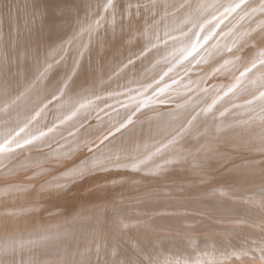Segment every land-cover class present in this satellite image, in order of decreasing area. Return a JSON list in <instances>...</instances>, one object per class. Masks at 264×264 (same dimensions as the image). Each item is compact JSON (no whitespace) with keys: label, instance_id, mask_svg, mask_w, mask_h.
Here are the masks:
<instances>
[{"label":"bare ground","instance_id":"1","mask_svg":"<svg viewBox=\"0 0 264 264\" xmlns=\"http://www.w3.org/2000/svg\"><path fill=\"white\" fill-rule=\"evenodd\" d=\"M6 1H10L11 6V0H0L8 7ZM18 1L17 5L20 7L23 4L24 10L23 7L20 11L17 5L18 9L13 6L20 14L24 11L27 16L29 14V18L32 15L39 17L40 11L36 9H41L47 19L41 15L44 17L41 19L45 21L42 24L41 20L40 23V38L37 39V33L34 32L35 37L32 34L28 40L30 31L27 27L35 17L32 21L30 18L27 23L28 17L25 16V19L23 13V20L16 17L17 13L12 6L14 11L3 9L6 6L0 7V92L5 90L7 84L12 83L7 77L12 76L10 73L16 75V80L14 76L11 77V80L14 78L16 81L10 85L11 88L13 85V88L26 85L22 75L29 73L30 68L33 69L31 66L36 59L39 62L38 55L47 61L44 66L49 68L47 64L51 59L47 58L56 59L61 52L58 51L56 55V49H51L59 48V43L63 42L61 40L69 36L70 42L67 39L63 43H70L73 50L77 46L81 47V44L83 48L87 43L93 48H89L90 51L97 50L101 42L109 46L106 51L99 47L105 52H110V48L114 47L115 50L111 49L114 50L112 58L115 55L118 60L113 58L114 63L111 65L120 64H116L121 67L118 68L121 69L118 75H123L117 77L123 79V83L116 84L120 82L119 78L117 82L110 80L118 72L117 67H111L110 71L115 69V73H112L114 77L109 76V71L107 74L110 78H106L112 82V85L109 84L111 87L100 79L99 82H106L107 85L101 84L102 87H99L95 81L97 88H93L95 85L90 87V78L96 79L98 73L100 78L106 71L108 64L104 67V60L113 62L109 61L111 52H108L110 57L103 52L106 56V59L103 56L104 60L97 58L99 61H96L94 58L89 61L92 54L89 55L91 58L86 56L90 52L88 48L85 46L88 52L81 48L85 53L84 57L81 49L77 48L76 54L79 52L83 59L88 58L89 63L93 60L98 62L96 64L99 67H94V62L90 66L85 61L89 65L86 67L78 63L83 60H77L75 63L81 65V71L75 75L73 72L78 73V68L74 67V62L70 61L73 65L65 63L74 68L71 72L68 67V71L79 80L76 85L70 84L69 90V87L65 89L63 85L68 79L61 83V77L54 76L59 80L55 83L56 79L51 77L54 78L53 86L52 81H49L50 77L49 80L45 79V71L46 75L43 77L45 81H49L47 84L51 82L52 85L48 84V87H53L52 91H55V85L59 86V97L56 95L58 103H54L53 96L57 90L55 94H51L54 97L52 104L49 100L53 97L48 99L50 94L45 97V92L40 93L43 91L42 86H38L41 89L38 97L42 98L46 106V109L40 107L41 110L45 109L43 114L38 107L42 102L35 98V105L39 104V109H34L37 113L33 111L30 118L26 115L28 122L22 120L26 123L21 124L15 121L17 124L10 117L4 119L0 116V125L4 122L12 125H5L6 128L0 126V258L5 261L13 255L14 260L18 258L21 264H264V0H173L176 2L175 8L173 2L171 8V2L168 5L163 0L166 7L160 2L162 0H158L162 7L157 2L159 7L156 12L154 10L157 5L153 4L155 0L149 1L151 8L148 3L145 8L140 9L139 0L138 4L135 3L137 0H133L134 4L127 0L130 3L124 6L130 8V5L136 4V10L132 9L134 11L131 13L135 15L141 11L138 12L139 15L136 14L133 18L132 14L129 17L125 13L128 9L120 8L117 15L124 11L121 13L124 18L118 16L120 19L116 20L114 26L109 27L110 24L107 26L109 29L105 27V30L102 25L110 19L106 15L108 9L105 5L112 10V2L106 4L100 0L101 4L103 2L100 7L104 8L101 10L95 3L96 0H93L98 6L96 9L100 11L96 10L94 20H90L89 24L84 23V19L87 14L90 18L93 9L82 10L81 7L89 8L92 1H85L88 3L86 6L83 5L84 0H79L78 4L74 0V8L71 3L73 0H42L38 4V0H30L32 5L27 6H35L34 11L38 13L31 8L30 10L37 15H31L29 8L28 11L27 8L25 10L23 0ZM127 1H124L125 4ZM120 3L123 6V1L120 0ZM78 5L80 10L79 7L76 9ZM86 9L90 13L83 15L84 24L81 26L87 28L84 26L86 23L91 25H88L91 28L88 31L91 32L89 34L85 30L84 34L87 35L83 37L78 29L84 28H78L75 23ZM5 10L9 15V11L15 14L7 18ZM148 10L151 13L147 14ZM114 13L113 16L116 14ZM64 14L69 17L65 18ZM105 15L108 17L106 20ZM38 17L35 20H39ZM115 17L110 20L117 18ZM37 22L34 21L40 25V20ZM34 23L29 27H32L31 31L34 29L37 32L39 29L36 25L33 28ZM74 27L79 31L76 40H80L81 36L85 41H76L80 42L77 46L73 43V37L71 43V36L77 37V34H73V31L70 35L68 33ZM111 37L115 43L110 47L108 42ZM31 40L35 44H29ZM94 40L96 43L97 40L100 42L96 48L91 46H95ZM66 46H62L63 49ZM121 47L124 51L119 53ZM39 49L46 51L43 54L39 52L40 55ZM68 49L67 46V51L62 56L71 54L72 49ZM49 50L56 57H48L49 53L46 52ZM102 50L100 53L103 55ZM94 54L96 53L93 52V56L97 55ZM60 55L61 53L57 62L65 60H59ZM67 58L66 61L72 59ZM122 58L124 62H121ZM42 62L33 63L37 65L33 67L40 68L45 64ZM99 62L102 63L101 66ZM56 64L50 67L55 75L58 64L62 63ZM53 67H56V71ZM44 68L42 67L43 70ZM36 69L39 73L38 68ZM36 69L32 70V75L37 72ZM63 69L62 67V71ZM86 73L89 74L83 76L87 78L82 80L81 75ZM63 74H66L65 70ZM107 74L105 72V76ZM78 75L82 77L81 79L79 76L81 80ZM25 76L30 77L27 73ZM72 76L70 81L75 80ZM21 77L24 78L21 82H24L18 85L20 82L17 83V80ZM28 80L29 78L27 82ZM32 80L29 81L31 85H38V81ZM36 84L35 87L32 86L33 89L36 88L33 92L37 90ZM67 84L69 82L66 86ZM107 86L111 89L110 92L115 89L113 93L118 94L115 99L112 93L106 92ZM45 87L44 84L43 88L46 89ZM11 88L7 90L13 91L11 93L16 98L12 96L17 99V88ZM22 88L25 94L29 89L32 91L30 86L26 88L28 90L24 86ZM19 89V93H24ZM47 91L49 92L48 88ZM67 91L69 93L64 94L67 96H63L62 93ZM11 93L8 92L7 96L10 97ZM27 94L26 98L31 96V92ZM108 94L107 100L112 97L118 102L116 106L114 100L105 102L104 95ZM3 95L0 99L5 104ZM32 97L37 96L32 94ZM13 98H8L7 103L15 100ZM26 100H29L27 103L31 101L30 98ZM26 100L23 102L24 107ZM46 100L52 105L49 106ZM16 101L14 102L18 105ZM112 103V108H106ZM0 105L2 107L3 103ZM35 105L31 104L30 107ZM7 106L6 104L4 108L3 105L1 110L10 107ZM47 106L54 107L48 110ZM3 110L1 114L5 112ZM17 110L16 114H20L21 109ZM27 111L29 110L23 111V114ZM8 112L10 111L6 115ZM11 113L9 115L12 117ZM54 115L57 117L54 118ZM17 116L13 119L18 118ZM20 117L26 119L25 116ZM9 118L13 121L11 124L8 122ZM1 120L5 121L1 123ZM47 121L50 123L47 124ZM113 150H116L115 157L121 155L117 160L114 158L109 161L106 154ZM18 170L22 174H17ZM129 192L136 193L133 195L134 203L128 197ZM125 193H128L127 196H124ZM137 193L142 194L137 197ZM155 194L175 197L170 198L173 208L170 206L172 209L166 211V208L164 212L162 208L165 209L169 204H164L161 208L159 203L153 202L158 206L154 208V204H151L154 209L150 210L149 200ZM137 198L145 201L149 199L146 201L149 202V210L147 207L144 209L143 206L147 204H142V200L138 201V207ZM128 199L133 207L137 203L138 208L135 209H142L130 213L132 205L129 207V203L121 204H125ZM129 218L136 222L129 224ZM137 220L143 224H136ZM132 229L135 233H132ZM90 245L95 248L94 251ZM148 259L150 262H146Z\"/></svg>","mask_w":264,"mask_h":264},{"label":"rangeland","instance_id":"2","mask_svg":"<svg viewBox=\"0 0 264 264\" xmlns=\"http://www.w3.org/2000/svg\"><path fill=\"white\" fill-rule=\"evenodd\" d=\"M8 1H9V0H8ZM11 1H12L11 6H12L14 9H15V7L18 9L19 5H17V3H16V1H18V0H15V3H16V4L13 2V0H11ZM20 1H21V0H20ZM20 1H18V2H20ZM23 1H24V2H22V1H21V2L26 4L25 10H26V8H27L26 11H28V8H29V11H31L30 14L32 13V14H34V15H37V14H35V13H33V12L40 11V14H39V15H40V16H39L40 18L38 17V15H37V16H33L32 14H31L32 17H30V18H31V21L34 19V17H35V19H36V17H38V19L40 20V22H39V24H40V23H41V20H43V19H41V18L43 17V16H41V15H44L45 13L42 14L43 12L41 11V9L37 10V9L35 8V6H33V8H31V6L29 5V7H28L27 5H28V4H31L32 1H31V2H29L30 0H28V1H26V2H25V0H23ZM34 1H36V0H34ZM39 1L41 2L42 0H38V1H36L37 4L40 3ZM43 1H44V0H43ZM80 1H81V0H80ZM80 1H79V0H78V1L76 0L77 4H78V2L80 3ZM82 1H83V0H82ZM85 1H87V2L90 1V3H91V1H92L91 6H90V4H89V8H88V7H85V6L82 8L81 5L79 4L80 7H81V9H82V10H85L84 8H87L88 10H91L90 8H92L93 10H95V13H93V10H91L93 15L90 14V18H91V19H90V18H88L89 16H88V14L86 13V12H88L87 9H86L87 11L82 12L83 14H80L81 17L78 18V19L76 20V22H77V21H78V22L75 23V26H77L78 28H79V27H82L83 24H84L85 22H88V23L90 24V23L92 22V20H94V15L96 14V10L100 11V9H96V6H97V5L99 6V8H102L101 10L104 9L103 7H100V6L103 4V2H102V4H101V1H102V0H101V1L99 0L100 3H97L98 1L96 0L97 2L95 1V3H96L97 5H95V3H94L93 0H84L83 5L86 4V6H88L87 4H88L89 2H88V3H85ZM103 1H104L105 3L108 2L109 4H110V2H112V5L110 4V6L112 7V10H110V8H108L109 6L105 5V8L107 7L106 9H108V10H106V11H108V13L106 12V13H107L106 15H108V17H109L110 19H111L112 17H114V16L117 17V18L115 17L116 19L113 18L112 21H111L110 19H107L108 17L105 15V16H106V17H105V20H106V19H107V20L104 21V23H103V25H102V26H104V27H103V28H104L103 30H105V27H106V29H109V28H107V26H109L110 24H111V25H110L109 27L114 26L116 20H117V19H120L119 17L122 18L123 14L121 15V13H122V12L124 13V11H122V12H121L120 14H118V15H117V13H119L120 10H121L123 7H124V8H123L124 10H125V8H127L128 11H129V13H128V11H126L125 13H126V14H129V17H132V14H133V13H131V12L134 11V10H136L134 7H136L135 5L138 4V0H137V1L135 2L136 4H135V5H130L131 7L129 8L128 6L125 7L124 5H129L130 1H131V3L134 4V1H135V0H134V1H133V0H130V1H127V0H121V1H123V6H122V4L120 3V0H119V1L116 0V1H118V2L120 3V5H119L118 2L116 3L115 0H114V2H113V1H108V0H103ZM124 1H127V2H126L127 4H125ZM132 1H133V2H132ZM141 1H142V2L140 3V0H139V4H138V6H140V4H141V7H138V6H137L138 9H140V8H145V5H147L148 3H149V4H148V5H149V8H151V4H150L149 1H152V2H153V0H148V1L146 0V1H144V2H146V3L143 4V6H142V3H144V2H143V0H141ZM155 1H156L155 3H157V2L159 3L160 0H159V1H158V0H155ZM164 1H165V2L167 1L168 5H170L172 2L174 3L173 0H172V1H171V0H170V1H168V0H164ZM6 2H7V1H6ZM36 2H33V4H34V3L36 4ZM69 2H70V1H69ZM76 2H75L74 0H73V2H71V3H73L74 8H75V4H74V3H76ZM128 2H129V3H128ZM160 2L163 3V4L161 3L163 6H166V7H167V5H165V2H163V0L160 1ZM170 2H171V3H170ZM2 3H3V2H0L1 5H2ZM7 3H8V5H9L10 1L7 2ZM13 3H14V4H13ZM93 3H94V5H95L94 8H93V6H92ZM155 3L153 2V4H154L155 6H156V5H157V6L155 7L154 12H156L157 8L159 7V6H158V3H157V4H155ZM173 3H172V5H170V6H172L171 8H173ZM175 3H176V2H175ZM175 3H174V8H175ZM20 4H21V3H20ZM37 4H36V5H37ZM81 4H82V2H81ZM106 4H107V3H106ZM109 4H108V5H109ZM159 4H160V3H159ZM161 4H160V5H161ZM6 5H7V4L4 2L3 5L0 6V7L6 6ZM13 5H14V6L17 5L18 7H17V6L14 7ZM22 5H23V4H22ZM22 5H20V7H19L18 10H20L21 7L24 6V5H23V6H22ZM31 5H32V4H31ZM79 5L77 6L76 9H78ZM83 5H82V6H83ZM114 5H115V6L118 5L119 8H118V6H116V8H115ZM162 5H161V7H162ZM11 6H10V5L8 6L9 9H8L7 6L4 7L3 9L6 8V10H11V9H12ZM98 6H97V8H98ZM113 6H114V8H115L116 10L113 8ZM10 7H11V8H10ZM80 7H79V10H80ZM132 7H133V8H132ZM147 7H148V6H146V9H148ZM30 8L33 10V12H32V10H30ZM34 8L36 9V11H34ZM120 8H121V9H120ZM0 9H1V8H0ZM17 9H15V11L12 9V11H14L15 13H17V14H16V15H17L16 17L21 18V19L23 20V17L26 16V17H28V18H27L28 20L26 19V17H25V19H26V21H27V23H28V22H29V19H30V18H29V14H28V16H27L26 13H24V11H23L22 13H23L24 16L22 15V16H23V17H22V16H21L22 13L20 14V13L17 11ZM123 9H122V10H123ZM132 9H134V10H132ZM152 9H153V6H152ZM6 10H5V15L8 13V12H6ZM23 10H24V7H23ZM62 10H63V9H62ZM130 10H131V11H130ZM149 10H150V9H149ZM149 10L147 11V14H148V12L151 13ZM2 11H4V10H2ZM12 11H9V12L11 13L10 15H9V14H7L8 16L6 15L7 18H9V16H11L12 14H15V13H12ZM20 11H22V10H20ZM26 11H25V12H26ZM112 11H113V13H114V12L116 13V14L114 13V14H115L114 16H113V13H111ZM118 11H119V12H118ZM151 11H153V10H151ZM41 12H42V13H41ZM138 12H139V11H138ZM138 12H137L136 14L139 15V13H140L141 11H140L139 13H138ZM145 12H146V11H145ZM154 12H153V14H154ZM18 13L20 14V17H19V14H18ZM27 13H28V12H27ZM36 13H38V12H36ZM85 13L87 14L88 17L85 16L86 19H84V23H83V18H84L83 15H86ZM88 13H90V12H88ZM130 13H131V14H130ZM110 14H112L111 17L109 16ZM136 14H135V15L133 14V18H134V16H136ZM31 15H30V16H31ZM61 15H63V14H60V16H61ZM120 15H121V16H120ZM124 15H125V14H124ZM130 15H131V16H130ZM13 16H14V15H13ZM66 16H67V14H64V17H65V18H68V17H69V15H68V17H66ZM82 16H83V17H82ZM91 16H92V17H91ZM118 16H119V17H118ZM127 16H128V15H127ZM44 17H45V20H46V19H47V15H44ZM44 17H43V18H44ZM62 17H63V16H62ZM64 17H63V18H64ZM129 17H128V18H129ZM92 18H93V19H92ZM123 18H124V17H123ZM123 18H122V19H123ZM125 18H127L126 15H125ZM14 19H15V18H14ZM25 19H24V20H25ZM35 19H34L35 23H38L37 21H39V20H35ZM79 19H82V21H80ZM87 19H89V20L87 21ZM122 19H121V21H122ZM10 20H11V19H10ZM10 20H9V21H10ZM12 20H13V19H12ZM45 20L42 21V24L44 23ZM90 20H91V22H89ZM113 20H115V21H113ZM26 21H25V22L23 21V22L27 25ZM34 21H33V22H30L29 25H32L31 23H34ZM108 21H109V22H108ZM118 21H120V20H118ZM118 21H117V22H118ZM94 22H95V21H94ZM105 22H106V23H105ZM110 22H111V23H110ZM24 23H23V24H24ZM35 23H34V25H33V28H35V27L38 26L37 29L40 30L42 24L37 25V24H35ZM81 23H82V24H81ZM108 23H109V24H108ZM112 23H113V24H112ZM25 24H24V25H25ZM89 24H88V25H89ZM101 24H102V23H101ZM104 24H105L106 26H105ZM4 25H5V21L3 22V25H2V26L4 27ZM24 25H23V27H24L26 30H27V28H28V31H30V34H29V32H27V33L29 34V35L27 34V35H28V40H29V38L31 39V37H29V36L32 35V34H33V37H35V35H36V36H37V37H36L37 39L40 38L38 32H41V30H40V31L38 30V31L36 32V30L32 29L33 31H31V30H30V27H31V26L29 27V25H28V27L26 28ZM35 25H36V26H35ZM81 25H82V26H81ZM88 25H87V23H86L84 26H87V28L82 27V28H84V29H82V30H84L83 33H82V30H80V29H78V28L76 27V28L81 32V33H80V35L82 34L81 36H83V37L86 36L87 34H84V33H85V30L87 31L86 33H88V32H89L88 30L91 29V28L89 27V26H91V25H89V26H88ZM34 26H35V27H34ZM39 26H40V28H39ZM92 27H93V28L95 27V26H94V23H92ZM31 28H32V27H31ZM76 28H75V27H74V29L71 28V29H70L71 31L68 32L69 35H70V33H72V31H73V34H75V33L77 34V37H75L76 35L71 34V35H73V36H71V43H72V41H73L74 38H75V39H74L73 43H76V41H80V40L83 39L81 36H79V37H80V40H76V39H78V33H79V31H77ZM88 28H89V29H88ZM1 29H3V28H1ZM110 30H112V29H110ZM74 31H77V32H74ZM31 32H32V33H31ZM34 32L37 33V34L34 35ZM90 32H91V30H90ZM90 32H89V34H90ZM68 33H67V34H68ZM108 33H111V31H109ZM83 34H84V35H83ZM109 35H110V34H109ZM72 37H73V39H72ZM108 37H110V36H108ZM112 37H114V36H112ZM112 37H111L110 41H114V42H113V43H112V42L110 43V41L108 42V45H110V47H111L112 44L115 43V40H112ZM81 38H82V39H81ZM32 39H33V38H32ZM67 39H69L68 42H70V36H69V38H66V39L61 40V41L66 42ZM33 40L35 41V43L37 42L36 39H33ZM84 40H85V39H84ZM31 41H32V40H31ZM31 41H29V44H30V43H32V44L34 43V41H32V42H31ZM39 41H40V40H39ZM82 41H83V40H82ZM82 41H80V42H82ZM57 42H58V41H57ZM63 42L59 43V48H62L61 50H59V48H52L51 50H53V49L55 50V49H56V51H55V54H56V55H57V52H58V51H59V52L61 51V52H60L61 55H60V59H59V60H61V59H63V58H65V60H64V59L62 60L64 63H63L62 61H59V62H61L62 64L67 63V65H71V64L74 62V64H75L74 67H75L76 69H77V68L79 69V68L81 67L82 64H83L84 66H86V67L89 66V65H90V66H93L94 64H95L94 67H95V66H96V67H99V66H97L98 62H96V61H97L98 59H99V60H102V59L104 60V58L106 57V56H104V55H105L106 53H107L106 55L109 56V54H108L109 51L107 50V52H105L107 48L109 49V46H107V44H105V43H104L105 45H103L102 42H101V43L99 42V43H100V44H99V43H98V40H97V43H96V40H94V42H95L96 44H95V46H94L93 44H91V46H93L94 48H96L97 44H99V45H100L99 47H100V48H101V47H102V48H105V51H103L104 49H103V50H102V49H99V47L97 46V50H96V49H94V50L97 51V52L99 51L98 53L92 50L94 53L97 54V55L94 54V55L97 56V57H96V56H93V52L90 51L91 49H89V48H92V47H89L90 45H88V43H87V44H84V45L86 46V48H88L87 50H89L90 52H92V53H90V52H89V53H86V54H87L86 56H88V58H91V56H89V55L92 54V58L89 59V61L92 60V59H94V58H95L94 60H96V61L93 60L92 63H89V62H88V58L83 59L84 54H85L84 52H88V51H86L85 46H83V48H84V49H83V48H82V44H81V47H78V46H77V44L80 43V42H77V43L75 44V45L77 46V48H80V49L82 48L83 50H85L84 52H83L82 49H81L82 51L80 50V52H82L81 54L84 53V54H83V57H82V55H80V56L82 57V59H81V57L79 56L80 53L78 52V54H76V52L78 51L77 48H74L75 50L77 49L76 52H75V50H73V48H70V43L67 44L68 42H67V43H63ZM84 42H85V41H83V43H84ZM35 43H34V44H35ZM52 43H53V42H52ZM92 43H93V42H92ZM109 43H110V44H109ZM53 44H54V43H53ZM55 44H56V43H55ZM55 44H54V45H55ZM60 44H67V46H68V48H69L68 50H71V49H72V51L75 52L74 54H76V56H74V58H73V55H74V54H73V52L71 51V54L69 53V56H68V55H67V56H66V55H63V56H64V57H63L62 54H65V51H67V46H66V45H62V46H66V47H64V49H63V47H62ZM89 44H90V43H89ZM48 45H52V44H48ZM73 45H74V44H73ZM75 45H74V46H75ZM78 45H79V44H78ZM40 46H41V45H40ZM43 46H44V45H42V47H43ZM71 46H72V44H71ZM74 46H72V47H74ZM76 46H75V47H76ZM103 46H104V47H103ZM49 47H50V46H49ZM55 47H57V45H55ZM112 47H113V46H112ZM122 47H123V46H122ZM122 47L120 48L121 50H119V53H120V51H122V50L125 48V47H123V49H122ZM39 48H40V47H39ZM45 48H48V47L45 46ZM65 48H66V49H65ZM92 49H93V48H92ZM111 49H114V47H113V48H110V52H111L110 56H111V57H110V56H109V57H110V59H112V60L109 59V61H113V58H114V59L116 58L115 55H114V57L112 58V53H113L112 51H114L115 49H114V50H111ZM54 50H53V51H54ZM62 50H64V51H62ZM101 50H102V53L105 52V54L103 53V55H102V54L100 53ZM45 51H46V50L43 51V49L40 51V49H39L38 54H40L39 52H41V53L43 52V53H44ZM123 51H124V50H123ZM51 52H52V51H51ZM51 52H50V50L47 51L46 54L49 53V55H47V56L50 57L51 55H53V57H56V55L54 56V52H53V53H51ZM59 52H58V53H59ZM63 52H64V53H63ZM68 52H70V51H68ZM110 52H109V53H110ZM43 53H42V54H43ZM50 53H51V54H50ZM60 53H59V54H60ZM66 53H67V52H66ZM99 53H100V54H99ZM35 54H36V53H35ZM38 54H37V55H38ZM59 54L57 55V58L59 57ZM67 54H68V53H67ZM113 54H114V53H113ZM40 55H41V54H40ZM70 55H72V56H70ZM98 55H99V56H98ZM78 56H79V57H78ZM86 56H85V57H86ZM101 56H102V57H101ZM103 56H104V58H103ZM108 56H107V57H108ZM67 57H68L69 59H71V58H72V59H71V60H67V61H68V62H67V61H66V58H67ZM70 57H71V58H70ZM76 57H77V58H76ZM100 57H101V58H100ZM109 57H108V58H109ZM126 57H128V55L125 56V58H126ZM37 58L39 59V60H38L39 62L37 63V59H36V61L33 62V63H35V64H39V63L42 62V61H43L44 63H45V62L47 63V61H45V60H44L42 57H40L39 55H38ZM41 58H42L43 60H42ZM57 58H56V59H55V58H53V59H52V58H47V60H48V59H51V60H48V63H49V64H47V65L49 66V68H50V67L52 68V65L54 66V63H55V64H56V63H57V64L59 63V62H57V61H58ZM68 58H67V59H68ZM79 58H80V59H79ZM97 58H98V59H97ZM105 59H106V58H105ZM122 59H123V58H122ZM41 60H42V61H41ZM53 60H54V61H53ZM72 60H73V61H72ZM74 60H76V61H74ZM77 60H78V61H80V60L82 61V60H83L82 62H78V63H80V64L82 63V64L80 65V64H78V63H75V62H77ZM99 60H98V61H99ZM115 60H118V59L116 58ZM125 60H126V59H125ZM50 61H51V62L53 61V62L51 63ZM70 61H71L72 63H71ZM85 61H86L87 63H89V65H88ZM104 61H106L105 64H104V67H105V65L108 64V65H107L108 67L105 68L106 71L104 70V74L102 75V76H104V79H103L102 76H100V78H99V73L96 74V76H97L96 79H97V78H98V79L96 80V79H93V78L91 79V78H90V82H89V83H90V87L93 86V85H95V84H94L95 81H97V82H95V83H96V85L99 86V87H100V86L102 87V85L106 86L107 84H108L109 87H111V86H110V85H112V84H111V83H112L111 81H114V80H115V81H116V80L118 81V78H119L120 82L118 81L119 84H118V83H116V84H117V85H120V83H121V84L123 83V79L121 80L120 77H117V76H121V75H123V74L118 75L119 73H121V72H119V70L121 71V69H118V68H121V67H117V65H118L119 63H116V62H115L117 65H116V64L111 65L112 63H114V61H113V62H109V63L107 62L108 60H104ZM43 62H42V64H43ZM84 62H85V63H84ZM93 62H94V64H93ZM101 62H103V61H101ZM101 62H99V65H100V66L102 65ZM121 62H124V59H123ZM33 63H32V66H31V67L33 68L32 70L35 71V69L38 68L39 73H38V71H37V69H36L37 72H35V74L32 75L34 72H33V71L31 70V68H30V72H29V73L26 72L27 75H28V74L30 75V77H29V76L26 77V76H25L26 73H23L24 75L21 74L22 76H24L25 79H24L23 77H21L19 81L17 80V83L20 82V83H18V85H19V84H21L22 82L25 81L24 83H25L26 85L21 84V85H19V86H21V87H18V86L15 87V88H17V90H16L15 88H13L15 85L12 86L13 89H12L11 86H10V85L16 80V75L14 76V73H10V72H9L10 74H12V76L15 77V80H13L14 78L11 80V77H12V76H11V77H10V76H7V77L9 78V81L12 82V83L8 82V83H10V84H9V85L7 84L8 88H7V86H6V88L9 89V87H10L11 90H14V89H15V90L17 91V93H18L16 96L18 97V95H19V97H18L17 99H15V98H16V97H15V94L11 93V92H13V91L10 92V91H8V90L4 87V89H5L6 91H8L9 93H11V94H10V97H9V96H7V95H8V92H6L5 90H4V91L2 90V91L4 92V93H3L4 95L2 94V91L0 92L1 95H3V98H4L3 100H6V101H5L6 103L4 104V102H1V99H2V98H1V99H0V104L3 103L4 108H6V107H5L6 104L8 105L7 107L10 106V107L8 108L9 110H8V109H4V110L2 109L3 111H5V112L2 113L3 116H2V114H1V112H2L1 108H3V105H2V107H0V116H1L2 118L6 119V118L10 117V118H12V120L14 121V123H17V124H18V122H15V121H19L21 124H22V122H23V123L28 122V117H29V115H30V116L33 115L34 112L37 113L36 110L34 111V109H36L37 106H38L39 104H37V106L35 105V102L37 103V101H35V98H36L37 100H39V102H42V104H40L38 107H39V108H40V107H42V108L45 107V109H46V106L44 105V101L42 100V98H39V97H38V96H40L39 92L41 91V89H43V91H41L40 93H42V92L44 93V92H45V97H48V96H49L48 99H49V98L51 99V97L55 96V99H54V97H53L52 100H49V101H51L50 103H52L53 99L55 100V102L53 101L55 104L58 103V101H57V100H58V99H57V96H58L59 93H60V92L58 91V90H59V86H58L57 84L55 85V87L58 89V90L55 89V91L57 90V92H56V94H55V91H52V90H54V89H52L53 87H51V86H52V85H51V82H50V84L48 83V84L51 85V86L48 87V84H47V81H48L51 77H54V76H60V77L62 78L61 75L63 74V72H64V70H65V73H66V74H63V78L61 79L60 77H58V79L60 78V81L57 80V77H56V78L54 77V78L56 79V80H54V81H56L55 83H57V81L63 83V82H64L63 80H65V79H68V80H69V78L71 79L70 76H72L73 73L76 75V74H79V73H80L79 71H81L80 69H79V70L77 69V71H78V73H77V72H75V71L73 70V69H74L73 67H72L73 69L70 68L71 66H67L66 64H65V65L58 64V65H59V68H57V69H58L57 71H58L59 73H61V74H58V72L55 70L56 67H55V68L53 67V69H54V70L56 71V73L58 74V75H57V74L55 75V72H54L51 68H50V69H51L54 73H52L51 70H50L47 66H44V65H46V63L43 64V66H41V64H40V66H41V67H40L41 70H40L39 66L36 67V68L33 67V65H35V64H33ZM69 63H71V64H69ZM96 63H97V64H96ZM103 63H104V62H103ZM50 64H51V66H50ZM57 64H56V65H57ZM77 64H78V65H77ZM85 64H86V65H85ZM56 65H55V66H56ZM60 65H61V66H60ZM72 65H73V64H72ZM76 65H77V67H76ZM115 65H116V66H115ZM35 66H37V65H35ZM64 66H66V67H64ZM79 66H80V67H79ZM109 66H110V67H109ZM118 66H120V64H119ZM42 67H43V68H44V67H47V69H49V71H48L46 68H44L45 70H43ZM62 67L64 68L63 71H62ZM68 67L70 68V70H69ZM82 67H83V66H82ZM111 67H114V68L117 67L118 70L115 68L116 71H118V72L116 73V75H115L116 77H114V76L112 75L113 72L115 73V71H114L115 69L112 68V69H113V72H112V70L110 71ZM34 68H35V69H34ZM65 68H66V69H65ZM67 68H68V69H67ZM83 68H85V67H83ZM83 68H81V69H83ZM89 68H90V67H89ZM76 69H75V70H76ZM90 69H91V68H90ZM25 70H26V69H25ZM68 70H69V71L72 70L71 72H73V71H74V72L71 73V72H69ZM40 71H42V72H40ZM45 71H47V73H46ZM60 71H61V72H60ZM67 71H68V73H67ZM107 71H108V72H107ZM109 71L111 72V74L109 73ZM24 72H25V71H24ZM49 72L52 73V74H50ZM105 72H106V74L109 73V76L111 75V76H113V77L116 78V79H114V78L111 77L112 79H110L111 81L109 82V80L106 79V78L109 77V76H108V74H107V76H105ZM42 73H43V74H42ZM45 73H46L47 75H46ZM48 73H49L50 75H49ZM69 73H70L71 75H70ZM37 74H38V75H37ZM39 74H40V75H39ZM53 74H54V75H53ZM67 74H69V75H67ZM74 74H73V76H72V77H74V79H75L74 81H73V80H72V81H70V80H69V81H68V80H65V81L69 82V84H67L68 86H66V83H67V82H64L63 85L66 86V87L64 86L65 89L68 88L70 84H71V85H72V84L76 85V82H79V80H76L77 76H75ZM88 74H89V73L82 74L81 76L83 77V79H82V77H81L80 75H78V77L80 76L81 79L84 80V79H86L87 77L85 78L83 75H88ZM101 74H102V72L100 73V75H101ZM45 75H46V78L43 77V76H45ZM48 75H49V76H48ZM52 75H53V76H52ZM42 77H43V78H42ZM48 77H50V78H48ZM67 77H68V78H67ZM80 77H79L78 79H80ZM101 77H102V78H101ZM22 78L24 79V81L22 80V82H21V79H22ZM28 78H29L28 82H29L30 80H32V78L35 79L36 81H38L39 83L41 82L40 85H39V83H38V85L35 83L36 86H37V90H36V91L33 92V90H35L36 88L33 89V87H32V86L35 87V84H34V85H33V84L31 85L30 82H29L30 85L28 84V82H27V79H28ZM44 78H45V79L48 78V80L45 81ZM54 78H51L49 81H52V83H53V82H54V81H53ZM109 78H110V77H109ZM39 79H40V80H39ZM43 79H44V80H43ZM72 79H73V78H72ZM81 79H80V80H81ZM99 79H100V81L102 80V82H104L103 80H105V81L107 82V84H106V82H105L104 84H103L102 82H99V81H98ZM87 80H88V79H87ZM91 80H92V81L94 80V81L91 82ZM42 81H43V82H42ZM49 81H48V82H49ZM117 81H116V82H117ZM31 82L33 83L34 80H32ZM72 82H75V83H72ZM98 82H99L100 84H99ZM14 83H16V81H15ZM14 83H13V84H14ZM55 83H53V86H54ZM27 84L30 86V88H31V90H32V91H30V89H29L28 92H31V96H29V97L27 96V98H30V100H31V101H30L31 104H33V105L36 106V107L33 106V108H32V106L30 107V105H31L30 102L27 103V101H29V100H26L27 98H26L25 95H26L28 92H26V94H25V92H24V90H23V88H22V87L24 86V89H25V90H28V89H26V88L29 87ZM41 84H43V85H41ZM44 84H45V86L49 89V92L47 91V88H46V87H45L46 89L43 88V87H44ZM101 84H102V85H101ZM105 84H106V85H105ZM109 84H110V85H109ZM16 85H17V84H16ZM22 85H23V86H22ZM60 85H61V84H60ZM96 85L93 86L94 89L97 88ZM113 85H114L115 87H117V86L115 85V82H113ZM38 86H40V88H41V86H42V88H41V89H38V88H39ZM108 86L106 87V89H107L106 92H108L109 90L111 91V89H109ZM114 86H112V88H113ZM55 87H54V88H55ZM115 87H114V88H115ZM19 88H21V89H19ZM18 89L20 90V92H21V90H22L24 93H22V92H21L22 94L19 93V92H18ZM69 89H70V87H69L67 90H69ZM103 89H104V87H103ZM106 89H105V90H106ZM44 90H46V91H44ZM114 90H115V89H112V92H110V91H109V92L112 93L111 95H112V97H114V99H115V96H118V94H117V93L114 94V93H115ZM38 91H39V92H38ZM50 91H51V92H50ZM14 92H15V91H14ZM35 92H36V94H35ZM37 92H38V93H37ZM53 92H54V93H53ZM109 92H108V93H109ZM113 92H114V93H113ZM52 93L55 94V95H53ZM57 93H58V95H57ZM68 93H69V92L67 91V93L64 92V93H62V94H63V96H67V95H64V94H68ZM185 93H186V92H185ZM20 94H21V95L25 94V95H23L24 97L21 98V95H20ZM32 94L35 95V96H37L38 98H37V97H32ZM46 94H47V95H48V94H50V95L52 94L53 96H52V95H51V96H50V95L47 96ZM62 94H60V95H62ZM105 94H106V93H105ZM183 94H184V93H183ZM1 95H0V97H2ZM12 95H13L15 98H13ZM27 95H29V94H27ZM42 95H44V94H42ZM56 95H57V96H56ZM63 96H62V101H63V98H64ZM72 96H73V95H72ZM72 96H70V97H72ZM107 96H109V94L106 95V96L104 95L105 98H106ZM164 96H165V95H164ZM11 97H12L13 99L17 100L16 102H18L19 100L22 99L23 101L21 100L20 102L23 103V102H25V100H26V103L28 104V105L26 104V106L24 107L23 105H25V103H23V104L21 103V104H22V105H21V104H19L20 102H18V105H16L17 103L14 102L15 100H9V101H11V102H10L11 105L14 104V103H15V105H16V106H15V105H12V106H13L14 113H15V114H13V115H14V116H15V115H16V116L18 115V116H17L18 118H16L15 120L13 119V118H15V117L12 115L13 111H12V113H11L12 108H11V105H10L9 101H8L9 104L7 103V99H8V98L12 99ZM41 97L44 98V96H41ZM58 97H59V96H58ZM104 97H102V98L104 99ZM112 97H110V100L113 101L114 99H113ZM20 98H21V99H20ZM23 98H26V99H23ZM31 98H33L34 100L31 99ZM65 98H66V97H65ZM40 99H41L42 101H41ZM45 99H46V98H45ZM45 99H44V100H45ZM60 99H61V97L59 98V102H61ZM107 99H109V98H106V99H105V102H108V101L111 102L110 100H107ZM32 100H33V103H32ZM99 100H100V99H98V101H99ZM46 101H47L48 104H49V101H48V100H46ZM100 101H104V100L101 99ZM115 101H116V100H114V102H115ZM12 102H13V103H12ZM39 102H38V103H39ZM47 102H45V103L47 104ZM114 102H113V103H114ZM113 103H112L110 106L108 105L106 108H108V107L112 108V107H113ZM117 103H118V102L116 101V103H115L114 105L116 106ZM48 104H47V105H48ZM52 104H53V103H52ZM52 104H51V105H52ZM55 104H54V105H55ZM19 105H21V108H20ZM43 105H44V106H43ZM51 105L49 104V106H51ZM0 106H1V105H0ZM14 106L16 107V109H15ZM18 106H19V108H20L22 111L18 108ZM27 106H28V108H27ZM49 106H47V109H48V110H49V108L54 107V106H52V107H49ZM105 106H106V105H105ZM111 106H112V107H111ZM115 106H114V107H115ZM29 107H30V108H29ZM34 107H35V108H34ZM17 108H18V110H17ZM31 108H32V111H31L32 113L30 112V109H31ZM39 108H37V110H38ZM26 109L29 110V111H27L26 113L23 114V111H26ZM45 109H44V110H45ZM16 110H17V111L20 110V114H16V112H15ZM40 110H41V108H40ZM44 110H41V114L44 113ZM7 111H10V112H8V113H9V114L11 113L12 117H11L9 114H8L9 116L6 115V112H7ZM33 111H34V112H33ZM42 111H43V112H42ZM29 112H30V114H29ZM38 113L40 114V111H38ZM4 115H5L6 117H5ZM19 115L22 116V118H23L24 116L26 117V115H28V117H26L27 120L24 119V118L21 119V117H20ZM53 117L56 118L57 115H54ZM10 118H9V119H10ZM29 118H30V117H29ZM54 118H53V119H54ZM0 119H1V118H0ZM20 119H21V121H20ZM12 120L10 119V120L8 121V119H7L6 121H8V122L10 123ZM22 120H25L26 122H25V121H22ZM3 121H5V120H3ZM3 121L1 120V123H2ZM13 121H12V122H13ZM49 121H50V120H49ZM49 121H47V124L50 123ZM12 122H11V123H12ZM48 122H49V123H48ZM6 123H7V122H6ZM6 123H5V122L2 123L3 125H2V124L0 125V126H2L1 128H6L5 125H6V126L9 125V124H6ZM11 123H10V124H11ZM20 123H19V125H21ZM17 124H16V125H17ZM14 125H15V124H14ZM3 126H4V127H3ZM9 126H12V125H9ZM9 126H8V127H9ZM50 129L54 130V128H50ZM65 130H66V129H65ZM78 132H79V131H78ZM112 139H113V138H112ZM65 146H66V145H65ZM68 148H69V147H67V149H68ZM67 149H66V151H67ZM115 152H116V150H115ZM115 152H114V150H113V151H109V153H111L113 156H114ZM109 153L106 154V155H107V156H106V159H107V157H109V158H108L109 161H112L114 158H115L114 160H117V159H118V156L121 155V154H119V155L117 154V155H118L117 157H115V156L113 157V156H112L111 154H109ZM108 155H111L113 158H112L111 156H108ZM115 155H116V154H115ZM234 156H235V155H234ZM20 157H21V156H19V158H20ZM15 160H16V159H15ZM15 160H14V161H15ZM16 173H17V174H22V171L18 170V171H16ZM118 175H119V174H118ZM118 175H116V176L118 177ZM119 177L122 178L121 175H119ZM119 177H118V178H119ZM131 193H132V192H131ZM131 193L129 192L128 197H129V199H131L132 202H133V201L135 202V197H134V196H135L136 193H135V194L132 193V195H131ZM125 194H126V195H124V194H123V195H124V196H127L128 193H125ZM141 194H142V193H137V197H138L139 195H141ZM133 195H134V196H133ZM132 196H133V198H132ZM167 196H168V195L165 196V195H163V194H162V196H161V194L157 196V195L155 194V195H154V198H153V196H151L152 199H150V200L148 199V200L150 201V203H149V202L146 203V201H148V200L145 201V200H142V199H140V198H139V199L137 198V202H138V201L140 202V200H142V202H141L142 204H144V203H145V205L147 204L146 206H143V205H142V206L144 207V209H145V207H147V209H148V207H149V206H148V203H149L150 205H151V204H154V203H156V204L159 203V205H161V206H159V207H161V208L164 206V204H165V205H166V204H167V205L169 204V206H165V209H164V207L162 208L163 211L165 212L166 208H168L166 211H169V209L171 210V209L173 208V204H171V203H172V199H175V197H173V196H171V197H169V198H168ZM169 196H170V195H169ZM130 197H131V198H130ZM160 197H161V200H160ZM163 197H164V198L166 197L165 200H164ZM155 198H156V199H155ZM157 198H158V201H157ZM170 198H172V199H170ZM129 199H128L127 202H125V204H124V203H121V204H122V205H127V203H129V204L127 205V206H129V207H131V205H132V207L130 208L131 210H129V211H130V213H133V212H135V211L137 210V209H135V208L140 207V206H139L140 203L138 202V203H139V204H138V207H137V203H136V205L134 204L135 206L133 207V203H134V202L131 203V201H130ZM153 199H154V201H153ZM167 199H168V200H167ZM169 199H170V201H169ZM129 201H130V202H129ZM156 201H157V202H156ZM166 201H167V203H166ZM168 201H169V202H168ZM143 202H144V203H143ZM151 202H152V203H151ZM153 202H154V203H153ZM130 203H131V204H130ZM156 204L153 205L154 208L158 206V205H156ZM155 205H156V206H155ZM142 206H141V207H142ZM170 206H172V208H171ZM153 207H152V205H151L149 209L152 210L151 208H153ZM206 207H207V206H206ZM208 207H210V206H208ZM154 208H153V209H154ZM140 209H142V208H139L138 210H140ZM147 209H146V210H147ZM149 209H148V210H149ZM138 210H137V211H138ZM140 220H142V219H140ZM140 220H137V223H136V224H139V223H141L142 221H144V220H142L141 222H139ZM146 220H147V219H146ZM133 222H136V221L133 220L132 218H131V219L129 218V224H130V223H133ZM144 222H145V221H144ZM145 223H146V222H145ZM141 224H143V222H142ZM134 229H135V228H134ZM134 229H132V233L135 231ZM133 230H134V231H133ZM137 231H138V230H137ZM130 232H131V231H130ZM134 233H135V232H134ZM90 246H91V245H90ZM94 246L97 248V245H94ZM92 247H93V246H91V249H93V251H94L95 248H92ZM122 255H123V254H122ZM122 255H120V256H122ZM126 255H127V254H126ZM120 256H119V257H120ZM124 256H125V255H124ZM17 257H19V256H17ZM19 258H20V260H21V257H19ZM144 258H146V257H144ZM18 260H19L18 258H15V260H14L13 255H12V257H11V256L7 257L5 261H3V260L0 258V264H21L20 262H18ZM16 261H17V262H16ZM146 262H150L149 259H148ZM29 263H30V262H29ZM122 264H123V263H122ZM125 264H126V263H125ZM127 264H129V263H127ZM131 264H133V263H131Z\"/></svg>","mask_w":264,"mask_h":264}]
</instances>
